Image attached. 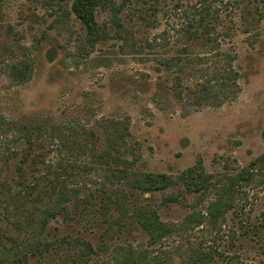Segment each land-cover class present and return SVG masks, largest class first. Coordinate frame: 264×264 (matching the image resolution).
<instances>
[{
  "label": "rangeland",
  "instance_id": "obj_1",
  "mask_svg": "<svg viewBox=\"0 0 264 264\" xmlns=\"http://www.w3.org/2000/svg\"><path fill=\"white\" fill-rule=\"evenodd\" d=\"M71 2L0 0V249L17 252L3 264H123L124 245L145 249L150 264H187L180 251L191 245L213 252L207 264H264V17L245 32L238 9L230 11L221 48L235 55L240 91L219 106H193L186 86L194 88L197 74H180L174 87L176 70L161 61L186 43L180 25L198 0H105L97 8L105 37L93 45ZM23 57L33 71L13 83L7 65ZM114 130L128 147L119 159L103 155ZM197 159L210 179L199 194L181 184L147 193L130 185L147 171L175 178ZM254 159L252 178L213 231L203 222L151 244L135 223L141 207L172 223L206 214L215 189ZM115 165L130 175L107 178L104 169ZM65 186L79 196L49 223L41 251L25 256L31 214Z\"/></svg>",
  "mask_w": 264,
  "mask_h": 264
},
{
  "label": "trees",
  "instance_id": "obj_2",
  "mask_svg": "<svg viewBox=\"0 0 264 264\" xmlns=\"http://www.w3.org/2000/svg\"><path fill=\"white\" fill-rule=\"evenodd\" d=\"M104 1L72 0L70 4L71 12L83 25L86 39L91 45L105 37V31L97 19V8ZM234 8L238 9L237 15L243 23L245 32L256 26L264 17V0L262 6L255 5L254 8L250 7V0H229L226 2L224 0H198L193 5L191 13L186 15L185 21L180 25V38L186 40V43L178 49L175 56L161 61L167 68H175L174 87L181 83L180 74L187 73L188 76L197 74L199 79L195 82L194 88L186 86L188 100L193 106H201L207 102L219 106L234 98L240 91L239 73L233 64L235 55L232 51L221 48V41L229 38L233 29V25L226 23L225 19L230 17V20H233L234 14L231 15L230 11ZM117 11L118 9L114 8V16ZM113 22L118 27L121 26L116 17ZM191 46H201L204 51L191 53L189 52ZM183 53L185 55L182 57ZM32 71L33 63L28 57L13 61L6 68L7 77L13 83L27 81ZM182 93V90L174 89V94H177L178 97H181ZM57 130L60 135V129ZM262 138L264 140V127ZM106 141L108 145L107 149L103 151V155L119 159L128 153L125 133H117L114 130L106 135ZM83 144L86 146V143ZM41 146L44 149L45 145ZM45 155L46 152L41 151L36 156L38 160H43ZM258 161L259 159H254L236 174L229 175L227 180L215 189L213 198L207 204L206 214L192 211L180 222L172 223L162 221L154 211L141 207L134 213L135 223L151 244L172 234L186 233L193 226H199L203 222L207 223L208 231H213L224 213L233 208L235 200L238 198V185L248 182L252 178V166ZM130 172L127 165L108 166L104 169L107 178H126ZM174 184H181L184 191L192 195L206 190L210 185V179L202 160L197 159L193 165L182 170L175 178L168 173L147 171L135 174L130 181L131 187L142 193L164 191ZM78 196L77 189L65 186L55 197L35 208L31 214L29 229L25 236V241H27L25 256L27 254L35 256L41 251V238L49 223L65 211L69 201ZM166 198H172V195L169 194ZM86 246L90 245L87 243ZM118 250L122 255L123 264H150L154 260V257H150L147 251L142 248L137 249L131 245H124L120 246ZM180 252L185 254L187 264H207L214 257L211 250L193 245L184 247ZM16 255L17 252L12 247L0 249V264L9 261Z\"/></svg>",
  "mask_w": 264,
  "mask_h": 264
}]
</instances>
